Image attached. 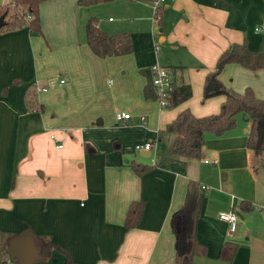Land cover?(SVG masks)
<instances>
[{
    "label": "crops",
    "instance_id": "0c3cea01",
    "mask_svg": "<svg viewBox=\"0 0 264 264\" xmlns=\"http://www.w3.org/2000/svg\"><path fill=\"white\" fill-rule=\"evenodd\" d=\"M126 1L136 17L102 23L84 15L98 4L49 0L39 9L42 35L27 27L0 34V233L17 237L5 264H64L58 253L35 260L37 236L78 264H176L172 218L189 181L203 189L196 239L206 255L194 264H264V163L247 144L249 122L238 116L222 137L207 135L198 159L170 158L173 137L161 134L186 109L199 118L219 112L223 97L202 101L205 77L232 44L264 53V0H166L161 29L151 3ZM90 18L103 32L129 34L133 52L94 55L85 37ZM156 65L189 84L192 97L170 109L146 100L141 71ZM220 79L264 100V68L227 65ZM118 113L130 119L121 124ZM263 139L264 120L257 144ZM132 163L148 170L138 176ZM134 201L143 214L128 230ZM231 210L232 234L219 219ZM228 241L238 244L231 262L219 257Z\"/></svg>",
    "mask_w": 264,
    "mask_h": 264
},
{
    "label": "trees",
    "instance_id": "16d2710c",
    "mask_svg": "<svg viewBox=\"0 0 264 264\" xmlns=\"http://www.w3.org/2000/svg\"><path fill=\"white\" fill-rule=\"evenodd\" d=\"M49 0H11L8 5H0V17L4 16V25L0 27V34L27 27L30 33L42 35L39 9L40 5ZM112 0H77L82 8L91 7ZM152 3L154 0H135ZM164 9H158L155 18L161 29ZM86 43L94 55L101 59L119 57L131 54L133 45L129 34H108L97 26V19L90 18L85 25ZM227 65H238L246 70L258 72L264 68V53H255L248 49L246 41L232 44L216 61L213 71L204 80L202 101L215 97H223L217 114L195 117L188 109L182 111L171 123L166 125L161 134L173 137L170 158L176 160L198 159L207 135L220 138L236 127V119L242 116L249 122L247 144L249 149L258 153L264 163V139L258 145V123L264 120V100L255 96L251 89L240 94L227 87L220 79V74ZM146 79L143 94L146 100L155 101L152 85V70H142ZM170 93V108H176L192 97V87L189 84H178L173 81ZM28 101V107L33 102ZM40 111V109H39ZM133 171L142 176L148 167L131 164ZM203 203V189L196 182L189 181L183 204L174 213L172 231L176 238L175 263L194 264V259L206 255V247L197 241L196 228L201 217ZM144 204L141 201L132 202L127 210L124 226L128 230L135 229L142 217ZM16 236L0 233V264H5L6 257L11 253V246L17 242ZM35 260L44 261L58 253L65 258L64 264H78L60 246L49 237L37 236L33 238ZM238 244L234 241L225 242L219 252L220 259L231 262ZM15 258V257H14ZM16 259V258H15Z\"/></svg>",
    "mask_w": 264,
    "mask_h": 264
},
{
    "label": "built area",
    "instance_id": "2783aa9c",
    "mask_svg": "<svg viewBox=\"0 0 264 264\" xmlns=\"http://www.w3.org/2000/svg\"><path fill=\"white\" fill-rule=\"evenodd\" d=\"M175 1V0H171ZM166 0H154L151 4L156 15L158 9H160ZM153 76H152V85L154 88V94L156 96L155 101L158 103L161 109H167L170 105V93L173 88V79L170 71L166 68L160 67L158 65L151 68ZM45 92L46 89L40 90ZM116 119L119 123L124 124L126 120L130 119L128 114L118 113L116 115ZM142 123L145 124L144 119L142 118ZM53 139V137H51ZM57 148H61L62 146L56 143ZM150 148L149 144L146 145H136V151H148ZM216 162L213 161V164ZM219 219L228 224L229 232L232 234L237 227V216L234 210L229 211L228 213H222L219 215Z\"/></svg>",
    "mask_w": 264,
    "mask_h": 264
},
{
    "label": "rangeland",
    "instance_id": "374dc122",
    "mask_svg": "<svg viewBox=\"0 0 264 264\" xmlns=\"http://www.w3.org/2000/svg\"><path fill=\"white\" fill-rule=\"evenodd\" d=\"M2 1H3V3H0V5H2V4L8 5L11 0H2ZM0 2H1V0H0ZM133 5H134L133 3L128 2L126 0H114L111 3L98 4V6L93 7L90 12L84 11V13H85L84 15H86L88 13L89 14L90 13H96V15L94 17H97L98 20L102 23H107V20L109 18H111L114 21L118 20V22H119L120 20H127L129 17H136V15L133 14L134 12H132V10L130 9V7ZM148 6L150 9L151 21H152L153 14H154V12L152 10L153 8H152L151 4ZM153 22H151V23H153ZM136 153L138 154L139 151H136Z\"/></svg>",
    "mask_w": 264,
    "mask_h": 264
},
{
    "label": "water",
    "instance_id": "95a60500",
    "mask_svg": "<svg viewBox=\"0 0 264 264\" xmlns=\"http://www.w3.org/2000/svg\"><path fill=\"white\" fill-rule=\"evenodd\" d=\"M4 16L0 17V27H2L4 25Z\"/></svg>",
    "mask_w": 264,
    "mask_h": 264
}]
</instances>
